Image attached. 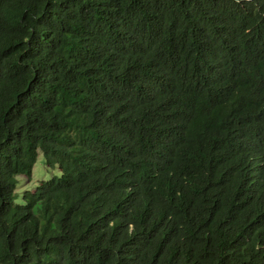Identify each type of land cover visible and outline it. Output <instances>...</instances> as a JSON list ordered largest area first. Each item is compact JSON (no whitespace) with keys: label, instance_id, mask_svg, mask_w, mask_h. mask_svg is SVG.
I'll list each match as a JSON object with an SVG mask.
<instances>
[{"label":"trees","instance_id":"trees-1","mask_svg":"<svg viewBox=\"0 0 264 264\" xmlns=\"http://www.w3.org/2000/svg\"><path fill=\"white\" fill-rule=\"evenodd\" d=\"M0 264H264V0H0Z\"/></svg>","mask_w":264,"mask_h":264},{"label":"rangeland","instance_id":"rangeland-1","mask_svg":"<svg viewBox=\"0 0 264 264\" xmlns=\"http://www.w3.org/2000/svg\"><path fill=\"white\" fill-rule=\"evenodd\" d=\"M60 175V168L47 167L43 153L39 152L38 159L33 167L31 178L27 179L25 176L18 177V184L16 186V202L23 203V193L26 190H33L39 184V182Z\"/></svg>","mask_w":264,"mask_h":264}]
</instances>
